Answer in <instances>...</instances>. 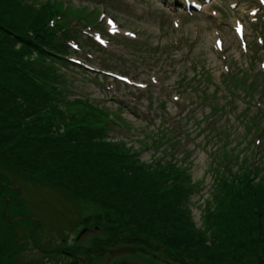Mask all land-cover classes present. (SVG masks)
Segmentation results:
<instances>
[{"label": "rangeland", "instance_id": "1", "mask_svg": "<svg viewBox=\"0 0 264 264\" xmlns=\"http://www.w3.org/2000/svg\"><path fill=\"white\" fill-rule=\"evenodd\" d=\"M131 1L147 8L152 27L128 20L125 0H0V79L19 94L5 122L13 126L0 122V165L36 183L25 182L29 202L19 189L1 188L0 264H13L18 252L5 238L13 228L7 215L31 229L36 246L46 240L59 249L54 264H264V59L244 53L235 34L247 6L259 7L257 16L264 7L216 0L189 11L183 0ZM108 16L136 27L113 32ZM71 18L72 29L62 31ZM50 35L67 36L70 58L62 62L72 69L40 54L34 39ZM17 58L50 88L27 84ZM214 104L226 109L212 111ZM205 115L216 119L200 127ZM40 141L61 162L20 171L27 155L36 157L24 150ZM78 167L95 189L76 181ZM133 196L162 212L160 223H149L147 244L116 238L114 227L144 221L125 212L121 199Z\"/></svg>", "mask_w": 264, "mask_h": 264}, {"label": "trees", "instance_id": "2", "mask_svg": "<svg viewBox=\"0 0 264 264\" xmlns=\"http://www.w3.org/2000/svg\"><path fill=\"white\" fill-rule=\"evenodd\" d=\"M47 25H49L48 22L45 25L41 24L40 27H45ZM42 38H44V37H39L36 39L33 38L35 45L37 43V40H41ZM25 43H28V41H26ZM38 50L40 51L41 55H43V56L45 55L44 49L38 48ZM13 63H14L13 67L24 78L25 82H28L27 84L33 83L34 86L36 87L37 75H36L35 69L33 67L29 68L28 65L24 64V62L21 61L20 58H17L16 60H14ZM38 91H42V90H38ZM17 94H18V92L15 88L10 87V84H8L6 82H1V79H0V122L3 121L1 123L3 125L8 126V127L13 126V123H11V125H7V123H5V122H9V119H12L11 114L16 115L15 101H17V99H16ZM38 137H40L39 140H41V136H39V134L34 135L33 138L37 139ZM40 143H41V141L39 142V145L37 147L33 146L34 149H32L31 152L28 149L24 150V151L29 152V154H31V155H35L36 157L29 159V158H27L28 157V155H27L22 160L23 163H21L22 167H24L25 169H21L20 171L26 170V172H28V173H33L32 170L29 169V164H32V162H37L39 164L36 166L37 171H38V168L43 166V164H46V166H47V164L50 162H52V163L53 162H55V163L61 162V160H59V159H52V158H54L53 155L51 153L50 154L46 153V151L42 148V145ZM20 144L25 145V146H29V144H27V143H20ZM35 144H36V142L34 140V145ZM25 146H23L24 149H26ZM12 148H13V144H12ZM65 163L66 162H64L62 164H65ZM8 167H10V166H8ZM47 168H48V166H47ZM62 168L66 169V168H68V166L65 165ZM72 173H73V175L75 173L77 174V177L75 178L77 182L80 181L82 183H87L88 187L95 189L94 184L92 182H89L87 179H85L83 177V171L81 168H79V167L76 168V172L72 171ZM1 175L3 176V178ZM51 175L52 174L50 173L48 177H50ZM4 178H6V179L9 178V181L8 182L5 181ZM26 181H28V180L26 178L24 179L23 175H20V176L14 175L12 178L8 174L6 168H4L0 165V195L4 192L3 190L1 191V188H3L5 186V187L10 188V189L12 188V190L19 189L22 197H25L24 200L28 201L29 200L28 187L32 186V185H36V183L35 182L31 183L28 181L29 186L26 187V183H25ZM146 186H148V185H146ZM174 187L177 188V187H181V186L175 185ZM100 188L102 191L106 190V188L103 186H100ZM152 192L155 194L156 200H160L159 198L163 197V194L158 193L156 190L152 191ZM63 193L67 194V196H69L68 195L69 193L65 190ZM110 195L111 196H117L116 193H114V192ZM144 198H147V197L145 196ZM121 200L124 201L123 205H124V208L127 209V211L125 210L126 213H131V212L133 213L134 212L138 216H141L144 219V221L136 220L135 223L132 225V227L127 226L125 223H124V225L121 226L122 228L114 227V229L117 230V231H115V232H117L116 238L124 237L125 240L134 239V240H139L141 243L149 242L151 240V237H154L147 230L148 228H150L149 223L150 222L160 223L159 216L162 214V212L158 209V207H154L152 205H149L148 203H145L146 201L144 199L142 200V198H140V197L133 196V197L125 198V199H121ZM139 202H141V203H139ZM4 204L7 205L6 203H4ZM168 206L171 209L175 208L174 206H172V202H169ZM255 209H256L255 214H257V216H259V217L262 216V214H263L262 209L257 207V206L255 207ZM5 212L8 213V206L7 207L5 206ZM78 212H77L79 214L78 217L80 219V217H81L80 211H78ZM153 214H156V215L154 216ZM253 216H255V215H253ZM5 217H6V215H5ZM251 217L252 216H250L249 218H251ZM6 218H7V221L12 224L11 227H13V228L10 232V236L8 235L9 237L6 236L5 238L7 240H9L11 246L13 245L14 247H16L18 249V252L16 253V255L14 257L15 262L13 264H54V262L57 261L56 258H58V255L60 254L58 251L59 249H56L52 246H49L50 242H46V240H45V242L42 241V244H40V246H36L35 243L33 242V237H34L33 233L29 227L25 226V224H23V222H17L15 219H12L8 215ZM79 219H78V221H79ZM40 221H41V219H40ZM165 224H167V221H165ZM151 225L153 226V224H151ZM124 230H127L126 234L122 233V231H124ZM111 240L114 241L113 238ZM39 243H41V241H39ZM105 244L108 247L109 241H107ZM8 248H10L9 245H8ZM224 249L227 250V248H222V250H224ZM36 252H38L39 254H40V252H42V255H46L47 258H45V259H47V260H45L42 257L39 258L38 257L39 255ZM43 252H45V254ZM195 253L198 254V252H195ZM4 254H5V247H4V245L3 246L0 245V256H3ZM200 255H202V254L200 253ZM218 256H220V255H218ZM244 257L245 256L241 257V259ZM255 257H256V255H255ZM220 258H222V257H220ZM203 259H205V258H203ZM202 263H204V262L202 261ZM215 264H216V261H215Z\"/></svg>", "mask_w": 264, "mask_h": 264}, {"label": "bare ground", "instance_id": "3", "mask_svg": "<svg viewBox=\"0 0 264 264\" xmlns=\"http://www.w3.org/2000/svg\"><path fill=\"white\" fill-rule=\"evenodd\" d=\"M132 13H136V11H135L134 8H132ZM127 19L130 20V21H132V22H134V23H138L136 17H135V18H134V17H129V18H127ZM143 20H144V21L140 23L142 26L152 27V25H153V21H152V20L148 19L147 17H144ZM117 22L122 23V22L120 21V19H119V21H117ZM129 24H130V22H129ZM120 27H121V28H124V29H128V27H129V28H134V27H136V26H127V25L123 24V25H119L117 28H120ZM129 30L133 31L132 29H129Z\"/></svg>", "mask_w": 264, "mask_h": 264}, {"label": "snow or ice", "instance_id": "4", "mask_svg": "<svg viewBox=\"0 0 264 264\" xmlns=\"http://www.w3.org/2000/svg\"><path fill=\"white\" fill-rule=\"evenodd\" d=\"M262 2H264V0H262ZM110 24H112L111 21H109ZM117 29L115 28V26H112V31L115 32ZM237 33L241 35V37L243 36V29L241 26H237L236 29ZM129 35H131V33H129ZM217 46H219V42H217ZM141 87H143V85H141Z\"/></svg>", "mask_w": 264, "mask_h": 264}, {"label": "water", "instance_id": "5", "mask_svg": "<svg viewBox=\"0 0 264 264\" xmlns=\"http://www.w3.org/2000/svg\"><path fill=\"white\" fill-rule=\"evenodd\" d=\"M82 232H84V230ZM33 242H34V239H33ZM74 264H77V262H74Z\"/></svg>", "mask_w": 264, "mask_h": 264}]
</instances>
